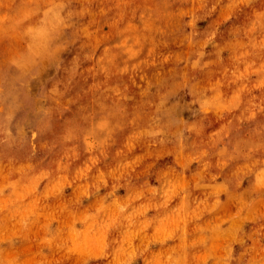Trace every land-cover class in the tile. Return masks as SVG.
Instances as JSON below:
<instances>
[{
  "label": "rangeland",
  "instance_id": "374dc122",
  "mask_svg": "<svg viewBox=\"0 0 264 264\" xmlns=\"http://www.w3.org/2000/svg\"><path fill=\"white\" fill-rule=\"evenodd\" d=\"M0 264H264V0H0Z\"/></svg>",
  "mask_w": 264,
  "mask_h": 264
}]
</instances>
